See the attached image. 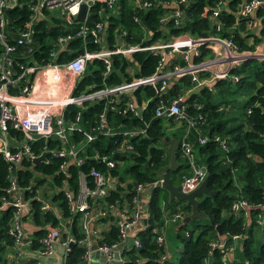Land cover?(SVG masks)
I'll return each instance as SVG.
<instances>
[{"label": "trees", "instance_id": "16d2710c", "mask_svg": "<svg viewBox=\"0 0 264 264\" xmlns=\"http://www.w3.org/2000/svg\"><path fill=\"white\" fill-rule=\"evenodd\" d=\"M30 1L19 0L16 5L4 10V31L8 41L13 42L18 30L27 24ZM153 1L151 7L139 10H136L130 0H117L112 9L105 6L104 10L109 13L104 30L108 43L113 42L115 29L121 35L122 31H127V34L122 36L125 43L145 44L169 40L181 33H188L194 37L206 36L216 32L214 25L220 21L222 28L219 33L232 39L240 49H254L260 44L264 50V9L256 11L258 23L252 29H248L245 21L236 19L235 15L238 3L242 0H225L216 18L212 16L216 0H185L181 7L183 11L181 22L175 25L172 19L165 23L159 21V17L173 7L163 5L159 0ZM46 12L47 18H41L33 24L32 50L27 52L22 45H18L17 50L12 53L15 57V65L18 63L46 65L54 39L76 25L75 22L66 23L65 20L56 18L51 11ZM135 13L139 16L138 21L133 18ZM145 32L147 36H144ZM88 46L94 47L95 44L89 43ZM200 49L201 54L192 56V61H198L208 52L203 45ZM178 54L166 55L163 71L171 69L176 63L184 64ZM71 55L66 51H60L53 61L62 62ZM158 57L149 50H138L124 56L115 54L112 56V68L108 73L103 69L101 59L94 58L87 63L83 74L77 80L74 94L129 82L133 78L148 77L156 72ZM19 72L20 70L17 71ZM230 74L237 77V80L231 77L214 79L209 86L206 84L195 87L190 75L173 76L167 80L166 89L162 92L151 85H141L129 93L116 96L112 104L98 100L85 103L82 107L67 106L63 110L64 120L71 121L76 112L80 111L81 124L88 131L93 132L91 128L96 124L98 114L105 110L108 124L113 129L141 128L145 132L129 139L133 146L132 150H125L115 155L114 168H106L92 157L95 150L112 149L113 140L120 139L121 136L99 135L94 141L85 143L80 133H74L71 136L72 142L77 146L82 144L85 146L79 153L84 162L81 166L71 163L67 168L69 173L67 178L57 172L60 159H52L48 156L49 162L40 161L37 164L27 158L21 161L19 169L16 170L20 185L32 184L36 189L38 184L46 181V177H50L55 186L62 188L51 198V204L58 209L59 216L50 210L40 211V200L30 198L29 209L23 216L25 229L29 219L35 227L30 234L32 241L29 250H36L41 246L39 240L44 235L46 225L59 227L63 232V224L66 226L69 223L73 236L76 239L82 237L79 225L81 214H71L69 203L63 194V187L67 186L77 193L78 173L82 171L88 183H91L90 171L97 169L114 180L115 188L110 189L104 198L95 200L96 204L99 206L116 204V206L105 217L97 220V223L103 224V228L99 230L100 237L93 239L98 243L109 244L118 240L117 212L124 207L130 208L135 187L141 183L145 188L150 189L146 222L142 221L141 229L137 232L141 246L138 248L133 245L127 246L124 250L127 258L122 264H159L161 249L156 244L157 233L153 230H161L164 223L169 220L179 221L173 219L176 214L184 217L191 211V207L184 201H169L168 192L160 185H155L162 178V168L170 159L164 139L168 141L174 138L180 143L183 135L186 134L195 161H200L202 164L196 162L205 166L207 170V187L213 193L197 196V199L200 212L210 221L198 223L197 218L190 220L194 222L193 227L186 230L184 235H181L180 231L186 229L187 223L178 225L175 232L182 243V249L177 261L169 260V263L205 264L211 244L220 238L219 231H221V235L227 238V246L232 244V236L241 237L237 249L244 259L243 264H264V241L259 245L256 253L252 248L256 237L254 231L257 230L264 235V221L262 224L257 222V215L260 213L264 215V210L258 207L264 204V59H246L237 64ZM197 75L199 78L209 76L206 72H199ZM9 90L11 94H16L18 91L14 88ZM179 95L183 96L182 104L185 107L186 118L167 114L156 116V108L161 101L169 104ZM129 100L135 102L138 107L145 103L140 116L130 111L122 112ZM232 108L237 110L236 114H230ZM189 120L195 123L188 129ZM165 121L167 127L171 129L169 134L166 132ZM177 122H179L178 126H176ZM8 133L18 140L24 138L23 132L19 129L9 127ZM201 137H206V142L200 143ZM216 138L218 140H215ZM30 145L36 155L44 151V146L47 149L62 147L61 141L55 137L37 138ZM176 154L177 168L175 171H168V175L173 185H180L182 178L191 174V167L179 146ZM126 161H130V165L122 169ZM34 172L41 175V178H35ZM7 173L8 165L0 156V202L3 195H6ZM25 197L29 198L30 194L27 192ZM240 199H245L251 206L247 214L244 210L240 212L231 210V205ZM225 213H228L226 217H224ZM12 214L10 206L0 209V264H10L11 260L13 238L9 230ZM248 216L250 222L245 226L244 221ZM195 230L197 233L193 235ZM83 253L84 248L74 243L67 255V264H81ZM212 253L209 264H236L234 257L231 260H223L220 249L215 248ZM22 264L41 263L34 258H27Z\"/></svg>", "mask_w": 264, "mask_h": 264}, {"label": "built area", "instance_id": "2783aa9c", "mask_svg": "<svg viewBox=\"0 0 264 264\" xmlns=\"http://www.w3.org/2000/svg\"><path fill=\"white\" fill-rule=\"evenodd\" d=\"M130 1L136 10L151 7L154 4L153 0ZM184 1L159 0L163 5H171L173 7L159 17L160 23H165L172 19L175 25H179L183 15V11L179 6ZM15 2L16 0H0V156L3 157L8 165V173L6 175L8 185L5 188L6 195L1 198L0 209L6 206L12 207V224L9 233L13 238V245L10 264H22L32 241L31 232H27L24 228L23 221V216L30 206V198L40 200V211L42 212L50 210L55 214L57 208L45 201L44 194L42 195L43 198L37 196V189H34L32 184L20 185L16 170L19 169L21 161L25 158L33 161L43 152H47L48 154L42 161L49 162L48 156L52 159H60L57 172L67 178L69 177L67 168L71 163L75 166H81L84 162L83 157L79 153L83 151L85 146L84 144L77 146L72 142L71 136L74 133H80L85 143L94 141L99 135L121 136L120 139L113 140L114 147L112 149L107 148L105 151L95 150L92 157L106 168H114L116 165L115 155L125 150H132L133 146L129 139L145 132L141 128L113 129L108 124L105 110L98 114L96 124L91 128L93 132H91L83 128L80 111L76 112L71 121L66 122L64 120L63 110L67 106L77 105L82 107L85 103H92L98 100H105L106 104H112L116 96L129 93L141 85H151L157 91L162 92L166 89L167 80L173 76L190 75L195 87L206 84L209 86L214 79L231 77L237 80V77L231 76V70L237 64L246 61V59L264 58V50L260 44L256 45L254 49H240L232 39L219 33L222 28V22L220 21H217L214 25L216 32L206 36L194 37L188 33H181L165 41L158 40L145 44L142 42L125 43L122 36L126 35L127 31L124 30L122 35H114L113 42L108 43L104 30L109 13L104 8L107 6L108 9H112L117 0H33L30 5L31 13L27 24L18 30L17 37L13 42H10L5 37L3 8L8 5H14ZM224 2L225 0H216L212 9L214 18L220 14ZM82 5H85L84 19L75 21L74 18ZM55 9L57 10V14L54 15L56 18L63 19L66 23L75 22L76 25L71 30L57 35L49 52V61L46 65L35 66L22 63L15 65V57L12 56V53L17 50L18 45H22L27 52L32 50L34 22L41 18H47V15L44 14L45 10L52 11ZM258 9H264V0H242L237 6L236 19H243L247 28L252 29L258 23V18L256 17ZM90 12H93L92 20L87 19V15ZM133 18L136 21L139 20V16L136 13L133 14ZM113 31L116 34V29ZM89 43H93L95 46L89 47ZM202 45L208 49V52L198 61H192V56L201 54L200 46ZM138 50H149L159 56L155 73L145 78H133L129 82L74 94L77 80L83 74L87 63L91 62L92 59H102L103 69L108 73L112 68V55L122 54L124 56ZM60 51H66L72 55L66 58L65 61L54 62L53 59ZM168 53H179L178 55H180L184 64L176 63L171 69L163 71L165 57ZM46 69L59 70L61 73L56 76V80L51 81V94L43 97L35 93L33 84L27 81L30 79V74L32 75L35 72ZM18 70H20L19 73H17ZM199 72H206L209 76L199 78L197 75ZM18 80H22L24 83L20 92L16 94L9 93L10 87H14ZM56 85H58L61 95H56ZM182 102V95L175 97L169 104L161 101L156 108V116L167 114L174 115L177 118H186L185 107ZM144 107L145 103L138 107L135 102L129 100L126 102L122 112L130 111L134 115L140 116V111ZM188 123L189 129L194 126L195 122L189 120ZM9 127L23 132L24 141L22 143L10 144L8 137ZM186 136V134L183 135L179 143V149L189 162L191 174L184 176L179 185L183 193H188L197 188L207 175L206 167L196 163L192 146ZM51 137L60 140L62 147L47 149L44 146V151L38 155L32 152L30 144L33 141L37 138ZM215 140H218V138ZM199 141L200 143L206 142V137L199 138ZM90 177L91 183H88L86 175L82 171L78 173L79 187L77 193L71 191L67 186L63 187V194L69 203L71 214H81L79 225L82 237L76 239L73 236L69 223L66 226L63 224L64 233L59 227L46 225L44 235L39 240L41 246L36 250H29L33 253V257L30 258H34L39 262L41 258H51L59 252V264H67L69 250L76 243L84 248L81 264H94L95 258L92 245L95 243L97 244L99 256H105L106 258L105 264H119L124 263L126 260L123 257L128 241L136 248L141 246L137 238V232L141 229L143 221L141 194L145 190V186L141 183L137 184L130 208L124 207L117 212L118 240L110 244L105 242L98 243L95 242L93 237L96 239L100 237L99 229L90 228L89 225L92 220L97 222V220L109 214V211L113 210L116 204L99 206L95 200L104 198L108 191L115 188V186L114 180L109 175H105L97 169L90 171ZM161 181L162 178L155 185H160ZM27 192L30 194L29 198L25 197ZM258 207L264 210V204ZM250 209L251 206L245 199L237 200L231 205V210L234 212L244 210L245 214H247ZM257 217L258 224H262L264 215L260 213ZM173 219L181 220L182 216L181 214H176ZM249 222L248 216L244 221L245 226ZM153 231L157 233L155 237L156 244L161 249L158 259L159 264H170V253L164 234L159 229H154ZM240 238L238 235L232 236V244L227 246V238L221 235L218 240L213 241L211 244L205 264H209L210 257L213 254L212 250L215 248L220 249L223 260L233 259V252ZM115 251L118 253L117 257L114 255Z\"/></svg>", "mask_w": 264, "mask_h": 264}, {"label": "water", "instance_id": "95a60500", "mask_svg": "<svg viewBox=\"0 0 264 264\" xmlns=\"http://www.w3.org/2000/svg\"><path fill=\"white\" fill-rule=\"evenodd\" d=\"M180 8L182 5L179 6ZM85 16V5H82L79 12L75 16V21H81L84 19ZM88 20L93 19V12H90L87 15ZM164 144L167 145L168 152L170 155L169 163L162 168V181L160 186L168 192L169 196V201L177 200V201H184L187 205L191 207V211L188 215L184 216L181 220L180 225L188 223L190 220L195 219V218H205V215L200 212L199 210V201L197 199V196H202V195H211L213 192L208 189L207 187V180L208 177L206 176L202 182L195 188L194 190L188 192V193H183L180 189L179 185H173L171 178L168 175V171H175L177 168V149L179 146V142L177 139H170L166 141L164 139ZM47 152H43L41 155L36 157L33 162L34 164L39 163L40 161L45 159V156L47 155ZM144 223L146 222V219L144 218ZM219 228V227H217ZM222 232L219 231V235L221 236ZM72 245V244H71ZM92 249L94 250V256L99 257L98 251H97V244L92 245ZM117 251L114 252L115 257H117Z\"/></svg>", "mask_w": 264, "mask_h": 264}, {"label": "rangeland", "instance_id": "374dc122", "mask_svg": "<svg viewBox=\"0 0 264 264\" xmlns=\"http://www.w3.org/2000/svg\"><path fill=\"white\" fill-rule=\"evenodd\" d=\"M115 33H116L115 34L116 36L119 35L118 31H115ZM144 36H147L146 32L144 33ZM261 59H264V58H261ZM101 61H102V59H101ZM56 95H61V93L57 91ZM236 113H237V110L235 108H232V110L230 111V114H236ZM178 125H179V122H177L176 126H178ZM165 126L166 127L168 126L166 121H165ZM166 132H167V134H169L171 132V129H169V127H167ZM23 141H24V138L19 140L20 143H22ZM196 161H198V160H196ZM198 163L202 164L200 161H198ZM129 165H130V161L124 162V164L122 165V169H124L125 167H127ZM33 176L35 178H38V179L41 178V175H39L37 172H34ZM45 179H46V181L44 183L38 184L36 186L37 193H38L37 196H40L41 193L45 194L46 195L45 201L51 204V200H52L51 198L53 197V195L55 193H57L59 189L62 190V188L55 186L52 183V179L50 177H46ZM202 196H200V197H202ZM41 198H43V196ZM227 215H228V213H225L224 217H226ZM197 219L198 220L196 222H198V223H209V221H210L208 217L197 218ZM181 220L177 221L176 223H172V222L164 223V225L161 227V231L164 234L165 239H166L167 247H168V250H169V253H170V261L171 262H176L177 261L179 253H180V251L182 249V243L177 238L176 232H175L176 231L175 226H178L181 223ZM29 221H30V219H29ZM193 223L194 222H192V221L190 222L189 221L187 223V225H186V229L181 230L180 234L184 235L186 233V230L192 229ZM257 227H259V226H257ZM255 229H257V228H255ZM254 232L256 234V237H255V240L253 242L252 248H253V251L256 253V250L258 249L259 245L264 241V235H261L260 232L257 231V230H255ZM196 233H197V230H195L193 235H196ZM239 241H241V240L239 239L237 241L236 248H235V250L233 252L234 261H235L236 264H243V260L244 259L241 257V253L237 249L239 247ZM130 245H131V242L128 241L127 242V246L129 247ZM123 258L126 259L127 258V254H125ZM46 259L47 258H44V257L41 258L43 263H44V260H46ZM105 259H106L105 256H101L99 264H104ZM47 264H50V263H47Z\"/></svg>", "mask_w": 264, "mask_h": 264}, {"label": "crops", "instance_id": "0c3cea01", "mask_svg": "<svg viewBox=\"0 0 264 264\" xmlns=\"http://www.w3.org/2000/svg\"><path fill=\"white\" fill-rule=\"evenodd\" d=\"M18 1L19 0H16L14 5H16ZM32 2H33V0H31L29 3V6H28L29 10H30V5L32 4ZM14 5H10V6L8 5L7 7H12ZM7 7L3 8V15H4V10ZM46 11L47 10H45L44 14L47 15V17H48V13ZM51 12H52V15L57 14L56 9L52 10ZM30 13H31V10H30ZM60 73H61V71H59V70H48V69L40 70L38 72H35L32 75L30 74V79L27 82H31V84H33L35 93L44 97V96H47L48 94H51V92H50V90L52 89L51 81L56 80V76H58ZM20 83H22V85ZM23 85H24V83L22 82V80H18V81H16V85L14 87H10V88L17 89L18 90L17 93H19L20 89ZM56 90L58 92H60L58 85H56ZM8 137H9V142L11 145H15V144L20 143L19 140L10 136L9 133H8ZM42 195H43V193H41L40 197H42ZM149 195H150V189L145 188V190L141 194V211H142L143 219L144 218L146 219V217H147V207H148ZM55 214L57 216H59V213L57 211ZM169 222L176 223V221H172V220H169L167 223H169ZM25 226H26L27 232H29V233L33 232L35 230V227L32 225V223L30 221L26 222ZM89 226H90V228H96L99 230H101L103 228V224L97 223V222L95 223L94 220L91 221ZM177 228H178V226H175V229H177ZM30 257H33V253H32V251L27 250L26 255H25V259L30 258ZM94 258H95L94 264H99L101 256H99V258L94 256ZM25 259L23 261H25ZM39 262L41 264H47V263L59 264V252H57L51 258H47L46 260H44V263L42 262L41 259L39 260ZM104 264H105V262H104ZM119 264H122V263H119Z\"/></svg>", "mask_w": 264, "mask_h": 264}]
</instances>
